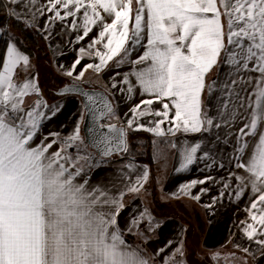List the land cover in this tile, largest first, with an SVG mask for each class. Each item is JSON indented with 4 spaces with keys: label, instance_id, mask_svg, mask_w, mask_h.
<instances>
[{
    "label": "snow or ice",
    "instance_id": "obj_1",
    "mask_svg": "<svg viewBox=\"0 0 264 264\" xmlns=\"http://www.w3.org/2000/svg\"><path fill=\"white\" fill-rule=\"evenodd\" d=\"M0 8L11 21L0 25V264H190L189 255L198 264L264 260V0H0ZM17 25L42 33L50 67L71 81L52 93L77 100L67 133L66 124L43 131L64 103L45 96L12 32ZM57 37L81 44L69 66L59 62L66 53ZM88 73L104 87H86L93 83ZM137 94L139 103L121 120L116 97L128 102ZM140 131L151 134L148 146L161 168L178 156L177 173L197 163L226 171L163 198L199 201L191 189L209 182L220 188L206 208L226 193L237 203L247 195L246 217L235 225L239 238L230 231L218 248L190 254L181 230L150 250L161 226L151 210L122 217L125 198L146 192L150 180L148 166L131 153L130 138ZM206 135L214 137L211 149ZM218 143L231 151L223 155ZM126 157L107 183L93 181L96 171Z\"/></svg>",
    "mask_w": 264,
    "mask_h": 264
},
{
    "label": "crops",
    "instance_id": "obj_2",
    "mask_svg": "<svg viewBox=\"0 0 264 264\" xmlns=\"http://www.w3.org/2000/svg\"><path fill=\"white\" fill-rule=\"evenodd\" d=\"M41 2L43 3L44 0H41ZM3 16H6V9L0 8V25H3L1 21ZM43 23L44 18H41L39 24L42 25ZM31 30L38 34L39 37H41L45 48V51L42 49H38L35 50V53L33 55H30L33 64L36 66V71L39 72L40 84L42 89L44 90L45 96L47 98H50V103L53 102V100H61L64 103L62 111L58 113V115L51 121L46 123L43 131L47 133L50 130H61L60 125L66 124L67 127L63 129V132L67 133L71 129L72 124L76 118L73 114L77 113V100L71 96L66 98L52 97V93L60 88V86L51 85V83L47 81L54 72L50 67V63L53 59L52 52L50 51L48 44L43 39L42 33L37 28H31ZM60 31L61 25L57 23L55 26V32ZM12 32L19 37L16 30H12ZM96 34V30L94 29L89 37L86 38L85 41L81 42V44L86 45L94 36H96ZM75 35L76 33H72V36H66L64 37V39H72V37H74ZM57 41L60 42L62 51L66 53V55L59 57V62L63 63L65 66H69L76 57V51H74V48L78 49L81 44L64 43L60 37H57ZM57 41H53V43H56ZM2 46V42H0V47ZM135 55L136 54L133 55V59H135ZM89 62L92 61L89 59H85L84 61H82V63ZM126 70L127 67L122 69V71ZM223 70L224 69L222 68L221 71ZM54 73L60 76L58 73ZM87 76L89 80H95V77L92 73H88ZM214 76L215 73L210 76V80L214 78ZM60 77L62 78L64 84L71 83L69 78L62 76ZM106 78L107 77L105 76V80ZM104 82V80H99V82L93 81V83L89 84L88 86L102 89L104 87ZM140 99L141 97L139 96V94H137L135 99L128 102H126L124 97L122 96L118 95L116 97V103L118 104V114L121 117V120L125 119L124 114L128 112L129 108L133 104L139 103ZM204 99L207 105V94H205ZM154 107L158 109L160 105L156 104L154 105ZM141 122H146V120H142ZM209 140H214V137L212 135H206L205 137V147L211 149L212 145L207 143V141ZM216 149H219L223 155H227L231 151V148L224 145L223 143H218L216 145ZM212 154H215V149H213ZM126 161L127 159L121 161L117 158L116 164H114L112 167H103L96 171L95 175L93 176V181H96L100 177H104V182L107 183L111 178L114 169L119 167L121 163H124ZM134 162L139 166L145 165L142 161L138 162L136 159H134ZM168 162V167L166 168L165 173H163L162 176L160 175L161 177L159 178L158 183L155 186V190L151 192L146 190V192L141 193L138 197L129 195L125 198L126 207L122 212V217H127L133 211H139L143 207H148L156 220L161 222L160 228L157 229L156 237H154L153 241L150 243V250H154L158 246H163L169 239H176L178 237V234L181 233V230H183V233L180 238L183 239L185 248L189 251L190 254L202 253L203 251L209 249L218 248L221 243L228 239L230 231L236 232L237 238H239L240 232L235 225L239 221L244 220L246 217L244 208L246 203L248 202L247 195H245V197L237 203L235 201H230L227 198L226 193V198L223 201L215 204L213 208H206L204 207V205L211 203V198L218 195V191L220 188V185H214L209 182L204 185L197 184L194 188L191 189V193L193 195L198 194L201 196V199L199 201L193 200L189 196H181L180 199L163 198V193L175 192L182 184L188 183L192 180L203 179L206 175H212L219 178L220 176H225L227 174L226 171L217 170L215 168L211 170H202L204 168V165L202 163H197L191 166L187 171L177 173L174 171V169L179 165V157L174 156ZM201 188H208L209 191L207 193H201ZM144 195H147L148 199L144 198ZM146 200L150 201V205ZM151 201L154 203V206H151ZM160 209V212H163V214L155 212V210L158 211ZM126 239L133 244L138 243V240L134 236H128L126 237ZM199 246L201 249L199 248ZM189 261L190 264H198L197 257L194 255H189ZM249 264H254V262L250 260ZM260 264H264V260H262Z\"/></svg>",
    "mask_w": 264,
    "mask_h": 264
},
{
    "label": "trees",
    "instance_id": "obj_3",
    "mask_svg": "<svg viewBox=\"0 0 264 264\" xmlns=\"http://www.w3.org/2000/svg\"><path fill=\"white\" fill-rule=\"evenodd\" d=\"M1 21L2 24L11 23V21H9L6 16H3ZM12 30H16L18 32L19 35L18 38L20 41H22V45H21L22 49L25 50L28 54L33 55L35 53V50L38 49H42L45 51L43 40L33 30L24 29L22 25H17L16 27H13ZM49 78L50 79L47 78L48 82L53 81L54 83L55 81L57 85L60 87L64 85V82L62 79H60V76H58L54 72ZM151 139H152L151 135L140 131L133 133L132 138H130L129 141L132 157L136 159L138 162L142 161L143 164L147 165L150 169V174H151L150 180L146 188L147 191L149 192L155 190V186L157 185L159 178L162 176L163 173H165L166 168L168 167L169 164L168 162L166 168H161L152 159L151 148L148 146ZM125 159L128 158L126 157ZM153 163L157 165L158 169H154Z\"/></svg>",
    "mask_w": 264,
    "mask_h": 264
},
{
    "label": "rangeland",
    "instance_id": "obj_4",
    "mask_svg": "<svg viewBox=\"0 0 264 264\" xmlns=\"http://www.w3.org/2000/svg\"><path fill=\"white\" fill-rule=\"evenodd\" d=\"M50 79V78H49ZM60 79H62L61 77H60ZM52 81V80H51ZM93 81H95V82H99V81H96V80H93ZM51 83V85H57V83L54 81V83H53V81L52 82H50ZM86 87H90V86H88V85H86ZM54 89V88H53ZM153 166H154V169H158V167H157V165L155 164V163H153ZM144 198H146V199H148V196L147 195H144ZM147 201V203L149 204L150 203V201L149 200H146ZM150 205V204H149ZM151 206H154V203L151 201ZM161 211V209L160 210H155V212L156 213H161V214H163V212H160ZM167 213V212H166ZM198 242H199V238H198ZM199 248H200V246H199ZM201 249V248H200Z\"/></svg>",
    "mask_w": 264,
    "mask_h": 264
},
{
    "label": "water",
    "instance_id": "obj_5",
    "mask_svg": "<svg viewBox=\"0 0 264 264\" xmlns=\"http://www.w3.org/2000/svg\"><path fill=\"white\" fill-rule=\"evenodd\" d=\"M63 87V86H62ZM61 88V87H60ZM99 90V89H98Z\"/></svg>",
    "mask_w": 264,
    "mask_h": 264
}]
</instances>
